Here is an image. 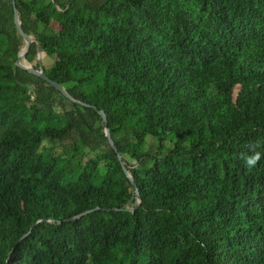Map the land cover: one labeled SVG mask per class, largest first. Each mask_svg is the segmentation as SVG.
<instances>
[{"label": "trees", "instance_id": "1", "mask_svg": "<svg viewBox=\"0 0 264 264\" xmlns=\"http://www.w3.org/2000/svg\"><path fill=\"white\" fill-rule=\"evenodd\" d=\"M14 5L27 36L60 25L25 56L55 54L43 73L75 102L55 114L59 91L16 65L0 0V264H264V0ZM98 111L117 152L84 130Z\"/></svg>", "mask_w": 264, "mask_h": 264}, {"label": "rangeland", "instance_id": "2", "mask_svg": "<svg viewBox=\"0 0 264 264\" xmlns=\"http://www.w3.org/2000/svg\"><path fill=\"white\" fill-rule=\"evenodd\" d=\"M63 36L61 27L58 23L51 22L48 26L44 27L43 25H38L35 32H31L28 36L31 42L38 43V41L43 40L45 37H54L57 39H61ZM24 41V40H23ZM26 50V47H25ZM21 56V55H20ZM57 60V56L55 54H51L48 51L42 53L40 51H37L35 56L36 63L39 64V69H49L53 66L55 61ZM35 61L32 63L27 62L26 56H24L22 59L19 60V65L30 68L35 65ZM69 85H64L62 89H68ZM237 92V90H236ZM211 94H215V90L211 88ZM52 102V109L55 114L64 115L66 111H70L73 109L71 106L72 101L67 99L65 96H63L61 93L57 92L52 95L51 98ZM89 125H91L92 129L87 128L85 126L84 130L92 137L93 141L96 143L99 141L101 135L106 136V131L102 128V124L95 120H91L88 122ZM2 129H0V132ZM148 141V148L147 151L151 155H158L157 153V147L155 145V142L151 138H147ZM81 149H83V152L85 153V157L82 160V163H85L87 159L90 157L91 160L96 162H101L105 157L106 147L105 145H101L98 149L95 150L94 153L89 151L88 147H85L82 145L81 141L77 143ZM66 143L65 142H56L52 140H44L41 142V144L38 147V151H44L45 149H48L52 151L53 153L57 154H63L64 153V147ZM164 154L163 152L161 153ZM131 165L135 164L133 161L128 160Z\"/></svg>", "mask_w": 264, "mask_h": 264}, {"label": "water", "instance_id": "3", "mask_svg": "<svg viewBox=\"0 0 264 264\" xmlns=\"http://www.w3.org/2000/svg\"><path fill=\"white\" fill-rule=\"evenodd\" d=\"M14 1H15V0H12V4H13V12H14V19H13V20H14V25H15L16 29L18 30L19 34L22 36V38H23V40H24V42H25V44H26V50L24 51V53H23L21 56L18 57V60H17V62H16V65H17L18 67L24 69V70H27L28 72L32 73L33 75H35V76L41 78L42 80L46 81L48 84H50L52 87H54L57 91H59L60 93L64 94V91H63V90H62V89H61L56 83H54L53 81H51V80H50V79H49V78L43 73V70H41V69H39V70H35V69H33L32 67H30V68H26V67H23V66L19 65V63H18L19 60L22 59V58L26 55V53H27V51H28V49H29L30 43H32V42H31V40L29 39V37H28L26 34H24L23 30L21 29V23H20V21H19L18 18H17L16 8H15V5H14ZM71 101L75 102L73 99H71ZM98 114L101 116V118H102V120H103V123H104V125H105V131H106V138H107V141H108V143L110 144V146L112 147V149L114 150V152H117L116 147H115L114 143L112 142V140H111V138H110V135H109V132H108V130H107V128H106V127H107L106 116H105V114H104L103 111H98ZM117 159H118V161L120 162V164H121V166H122V168H123V171L126 172V170H125V168H124V163L122 162L121 156H120L119 154H117ZM129 179L131 180V183H132V185H133L134 188H135V194L137 195L138 192H137V189H136V187H135V185H134V183H133V180H132L131 178H129ZM137 207H138V205L135 204L134 208H133L131 211L135 210ZM95 210H98V208L95 209ZM115 210H117V209H115ZM92 211H93V210L87 211L85 214L91 213ZM79 217H80V216H75V217H73V218H71V219L65 220V222L73 221V220H75V219H78ZM25 237H26V235H24L20 240H22V239L25 238Z\"/></svg>", "mask_w": 264, "mask_h": 264}, {"label": "clouds", "instance_id": "4", "mask_svg": "<svg viewBox=\"0 0 264 264\" xmlns=\"http://www.w3.org/2000/svg\"><path fill=\"white\" fill-rule=\"evenodd\" d=\"M259 159V154H257L255 157H251L247 159V163L250 166H254V164L256 163V161Z\"/></svg>", "mask_w": 264, "mask_h": 264}]
</instances>
